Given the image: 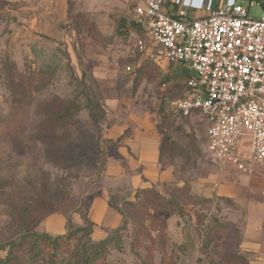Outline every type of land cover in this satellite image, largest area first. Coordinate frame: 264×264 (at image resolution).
<instances>
[{
	"label": "rangeland",
	"instance_id": "rangeland-1",
	"mask_svg": "<svg viewBox=\"0 0 264 264\" xmlns=\"http://www.w3.org/2000/svg\"><path fill=\"white\" fill-rule=\"evenodd\" d=\"M135 5L68 0L60 35L36 40L14 39L0 14V177L7 183L0 188V258L25 234L48 231L54 216L65 221L64 233L88 224L92 201L112 192L127 227L113 236L97 264H162L160 252L171 250L177 264H219L234 253L249 263L242 249L246 206L264 202V170L244 173L222 164L208 149L203 115H177L186 78L178 67L144 60L133 73L124 72L139 61L127 32ZM261 14L259 7L250 9L252 17ZM121 19L126 25L117 31ZM153 125L167 137L161 160L173 173L157 192L184 202L181 216L150 210L165 218L166 231L125 206L127 188L118 195L104 174L120 133ZM132 202L139 206L140 200ZM132 218L146 228L137 242ZM216 222L229 224L228 230L202 246L207 227ZM68 244L55 264H75L70 253L76 242ZM21 258L28 264L27 254Z\"/></svg>",
	"mask_w": 264,
	"mask_h": 264
},
{
	"label": "built area",
	"instance_id": "built-area-1",
	"mask_svg": "<svg viewBox=\"0 0 264 264\" xmlns=\"http://www.w3.org/2000/svg\"><path fill=\"white\" fill-rule=\"evenodd\" d=\"M214 1L174 0L179 9L169 14L164 0H136L127 32L139 61L124 72L144 60L178 67L186 78L177 115H203L208 149L222 164L264 170V4L221 0L214 7ZM252 7L261 16H250ZM188 10L202 14L191 17Z\"/></svg>",
	"mask_w": 264,
	"mask_h": 264
},
{
	"label": "crops",
	"instance_id": "crops-1",
	"mask_svg": "<svg viewBox=\"0 0 264 264\" xmlns=\"http://www.w3.org/2000/svg\"><path fill=\"white\" fill-rule=\"evenodd\" d=\"M17 1L22 2L18 8L14 5ZM220 1L215 0L214 7ZM163 6L169 14H175L179 9L174 0H164ZM67 7L68 0H0V14L6 17L4 24L12 28L14 39L36 40L43 36L60 35L59 29L68 11ZM201 14L188 10L191 17ZM156 63L168 64L164 61ZM123 134L124 138L116 147V155L108 159L104 174L115 193L122 194L119 188H127L130 195L127 200L132 201L138 189H160L172 180L173 173L170 166L162 163V134L156 125L134 126L130 132L129 128H125L119 136ZM111 196L112 192H106L95 197L90 204L88 219L93 224L90 236L93 242L105 239L110 233L108 231L122 224V216L110 204ZM246 209L242 249L246 252L249 264H264V202L249 203ZM45 226L49 228L45 231L49 235L65 232V221L59 216L52 217Z\"/></svg>",
	"mask_w": 264,
	"mask_h": 264
},
{
	"label": "trees",
	"instance_id": "trees-1",
	"mask_svg": "<svg viewBox=\"0 0 264 264\" xmlns=\"http://www.w3.org/2000/svg\"><path fill=\"white\" fill-rule=\"evenodd\" d=\"M259 1L262 5L264 4V0ZM125 25V19L119 20L116 30H122L123 26ZM164 85L165 84H163V86ZM123 138L124 134L117 137L114 142H116V144L118 145V143L121 142ZM166 138L167 137L163 136L162 134V152ZM6 184L7 183L0 177V188L4 187ZM150 195H153V199L151 202L148 201V199L151 197ZM135 199L137 201L140 200L139 206H135L132 201H126L124 205H127L130 209L133 208L138 213H141L144 221L149 220V222L152 221L162 224V228L164 229V231H166L167 228V221L163 217H154L150 213V210L168 216H181L183 214L184 202H181V200H178L177 198H164L160 193L157 192V189L154 187L148 189H138L135 192L133 200ZM194 203L196 204L197 202ZM110 204L113 206L112 198L110 199ZM114 207L116 208V206ZM116 210L122 216V224L116 229L112 230L105 239L99 242H93L91 240L90 236L93 229V224L91 222H88V224H85L84 226H78L72 230H68L66 233L56 235L54 237L45 232H31L25 234L19 240L8 245V250L6 251L5 256L3 258H0V264H21V256L25 254L28 255V264H55V259L60 252V248H67L69 246L68 242L70 240H75L76 242V244L73 246V250L70 253V259L75 264H97L99 260L103 259L104 252H106L107 247L110 245L113 236L117 232H122L121 230H126V218L120 209L116 208ZM143 219H141V221H143ZM130 223L134 227L133 241L137 242V240L139 241L140 239L139 235L143 234L146 231V228L136 222L134 218L130 220ZM228 228L229 224L227 223L221 224L216 222L215 224L208 226L202 238V246H204L203 243L205 244L206 241L208 245L209 243L212 244L213 241H216L212 238H221L222 236H224ZM82 236H84L85 238V241L83 243L81 240ZM89 248L91 250H89ZM160 253L162 264L165 263V260L169 261L168 264H177V252L171 250L169 254H167L165 251H162ZM171 260H173L174 262L171 263ZM219 264L249 263L242 255L234 253L225 257Z\"/></svg>",
	"mask_w": 264,
	"mask_h": 264
},
{
	"label": "clouds",
	"instance_id": "clouds-1",
	"mask_svg": "<svg viewBox=\"0 0 264 264\" xmlns=\"http://www.w3.org/2000/svg\"><path fill=\"white\" fill-rule=\"evenodd\" d=\"M204 1V0H203Z\"/></svg>",
	"mask_w": 264,
	"mask_h": 264
}]
</instances>
